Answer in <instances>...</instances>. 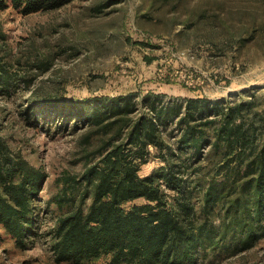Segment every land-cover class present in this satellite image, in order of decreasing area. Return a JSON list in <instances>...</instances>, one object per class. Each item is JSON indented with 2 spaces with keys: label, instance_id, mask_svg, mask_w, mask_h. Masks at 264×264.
<instances>
[{
  "label": "trees",
  "instance_id": "obj_1",
  "mask_svg": "<svg viewBox=\"0 0 264 264\" xmlns=\"http://www.w3.org/2000/svg\"><path fill=\"white\" fill-rule=\"evenodd\" d=\"M68 1L0 0V7L30 13ZM12 67L0 55V94L20 80ZM136 94L92 95L68 109L77 127H91L85 140L98 143L85 152L83 170L65 174L46 202L56 213L55 260L84 264L107 255L108 264H196L208 250L254 246L264 237V113L248 119L244 101L207 95ZM152 152L166 163L143 175ZM47 177L0 137V225L20 246L36 232Z\"/></svg>",
  "mask_w": 264,
  "mask_h": 264
},
{
  "label": "rangeland",
  "instance_id": "obj_2",
  "mask_svg": "<svg viewBox=\"0 0 264 264\" xmlns=\"http://www.w3.org/2000/svg\"><path fill=\"white\" fill-rule=\"evenodd\" d=\"M0 29V55L20 78L0 94V137L48 173L26 246L0 225V264H74L55 260L56 213L46 204L98 143L85 140L91 127L75 125L71 103L99 94L207 95L244 101L248 119L264 113V0H70L30 13L10 4L0 7ZM53 96L60 106L44 103ZM165 163L152 152L140 171ZM194 175L189 168V182ZM196 264H264V237L249 249L208 250Z\"/></svg>",
  "mask_w": 264,
  "mask_h": 264
}]
</instances>
